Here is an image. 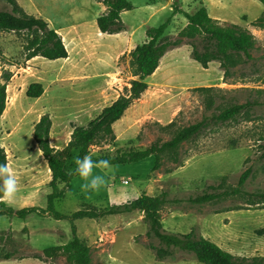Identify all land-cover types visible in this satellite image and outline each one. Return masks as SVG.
Masks as SVG:
<instances>
[{
    "label": "rangeland",
    "instance_id": "374dc122",
    "mask_svg": "<svg viewBox=\"0 0 264 264\" xmlns=\"http://www.w3.org/2000/svg\"><path fill=\"white\" fill-rule=\"evenodd\" d=\"M128 1L133 9L122 14L126 33L109 36L101 34L96 23L106 10L102 0H17L28 14L42 18L52 28L67 31L73 39L64 31L60 34L71 53L70 59L63 62L38 57V64H28L23 56L28 34L0 32V50L17 63L11 67L13 79L7 87L6 110L0 119V147L4 148L10 173L17 180L15 198L3 200L7 207L48 208L51 174L33 139L37 120L48 114L52 145L58 137L65 144L74 126H86L130 87L133 77L129 53L147 40L148 28L170 19L166 36L177 39L187 21L180 11L193 14L204 5L220 25H238L248 30L257 40L251 51L254 59L232 70V75L224 80L219 63L212 62L203 69L191 58L189 40L184 39L179 47L165 54L156 76L147 80L148 90L114 125L116 144L93 147L91 155L145 149L158 139L170 138L160 126L174 120L187 126L209 117L212 112L205 109L202 96L194 88L228 91L221 94L223 98L218 103L224 99L242 103L256 97L251 89H264V27L258 23L263 6L257 0ZM0 10H10V6L0 1ZM32 83L42 84L43 98L26 97ZM260 136L264 137V105L224 125L210 122L197 138L182 144L178 164L164 161L155 170V158L150 157L138 163L111 165L110 169L94 168V175L105 178L98 191L84 190L82 185L87 181L75 175L68 185L60 186L63 196L54 201L53 210L71 216L84 205L110 210L134 201L142 193H166L169 203L161 211L160 220L167 233H192L234 256L264 257V209L246 206L239 199L205 205L188 202L223 176L235 185L247 169L251 173L244 190L264 191V141L258 140ZM75 161L68 165L69 172L76 169ZM238 207L242 210L227 211ZM73 223L78 237L91 249L92 264H202L193 253L180 250L157 258L153 248H159L160 241L148 233L139 211ZM72 239L70 219L32 214L21 220L2 215L0 264H66L62 257L45 261L27 257ZM5 254L12 258L3 260Z\"/></svg>",
    "mask_w": 264,
    "mask_h": 264
},
{
    "label": "trees",
    "instance_id": "16d2710c",
    "mask_svg": "<svg viewBox=\"0 0 264 264\" xmlns=\"http://www.w3.org/2000/svg\"><path fill=\"white\" fill-rule=\"evenodd\" d=\"M10 6V10H0V32H26L28 38L23 48L25 61L35 57H42L50 61L68 58V51L62 37L50 27L42 18L28 14L17 0H0ZM165 1V0H164ZM263 6V16L258 23L264 27V0H257ZM105 12L96 20L100 33L117 35L125 31L122 13L131 11L133 5L128 0H102ZM185 17L186 24L177 34V39L171 40L166 36L170 19L165 23L146 30L147 40L137 45L130 53V73L133 79L130 87L100 114L92 119L86 126H74L70 140L63 149H56L50 144V131L52 121L48 114L40 117L33 128V139L47 163L51 174L48 184L52 193L48 196L47 210L36 207H25L14 210L7 207L0 200V216L7 215L25 220L29 215H49L56 219H70L72 221L73 239L64 245L49 248L41 254L35 253L31 257L38 261L64 258L66 264H92L91 249L87 243L78 237L74 221L81 219L98 220L108 215H118L139 211L143 214V220L149 228V234L160 241L159 248H153L157 258L162 259L171 256L175 250L193 253L198 262L202 264H264V257L251 258L234 256L222 250L209 239L196 238L192 233L170 234L163 230L160 214L166 204L169 203L166 193L150 196L146 193L139 195L134 201L110 210H101L92 205H84V208L71 216L54 212V201L63 196L60 186L68 185L76 173L69 172L68 165L72 160L90 156L94 161L106 159L111 165H126L144 161L150 157L155 158V170L162 167L164 161L178 164L180 162V148L182 144L190 142L206 129L210 122L224 125L233 122L237 117L248 115L254 107L264 105V89H251L256 97L247 98L240 103L235 100H222V93L228 91L215 87H197L193 91L199 93L207 111H211L209 117H203L200 121L187 126L178 125L176 120L160 126V129L170 135L168 140L158 139L145 149L117 150L115 153H99L91 155V148L116 144L117 138L114 125L119 122L128 109L148 90V79L157 71L165 54L172 48L179 47L184 39L189 40L191 46V58L203 69H208L212 62H218L223 70V79L232 75V70L240 65L251 62L254 58L251 51L256 46V37L248 30L238 26L220 25L219 21L210 17L207 8L201 5L193 14L180 11ZM17 63L7 57L0 50V118L3 116L7 105V87L13 78L11 67ZM264 84V79L262 80ZM44 89L40 83H32L28 86L25 95L30 99H39ZM259 141H264L260 136ZM76 153V155H74ZM0 163H7V155L3 147H0ZM250 170H245L237 183L232 185L227 176L219 179L214 186H208L203 193L188 199L192 205L215 204L228 199L243 200L249 207L264 209V191L246 192L244 186L250 176ZM242 208L228 209L238 211ZM11 254H5L3 260H10ZM22 259V258H21ZM24 259V258H23Z\"/></svg>",
    "mask_w": 264,
    "mask_h": 264
},
{
    "label": "clouds",
    "instance_id": "9594fccd",
    "mask_svg": "<svg viewBox=\"0 0 264 264\" xmlns=\"http://www.w3.org/2000/svg\"><path fill=\"white\" fill-rule=\"evenodd\" d=\"M76 173L87 183L82 185L84 190L98 191L104 184L105 178L102 175H94V168L110 169L109 160L102 159L94 161L90 156L85 155L83 158H77ZM17 192V180L10 173L7 163H0V200L12 201Z\"/></svg>",
    "mask_w": 264,
    "mask_h": 264
},
{
    "label": "crops",
    "instance_id": "0c3cea01",
    "mask_svg": "<svg viewBox=\"0 0 264 264\" xmlns=\"http://www.w3.org/2000/svg\"><path fill=\"white\" fill-rule=\"evenodd\" d=\"M105 8V7H104ZM125 13V12H124ZM123 14V13H122ZM121 17H122V15H121ZM49 25H50V27L51 26H53L52 24H50L49 23ZM125 25V24H124ZM52 28V27H51ZM56 31H57V33L60 35V34H63V33H61V32H66V34H67V37L68 38H70L69 37V34H68V32L67 31H65V30H63V31H61V29H59V28H55V27H53ZM99 31V30H98ZM126 31H127V27L125 26V31L124 32H122V33H126ZM122 33H120V34H117V35H121ZM102 34V33H101ZM103 35H106V34H103ZM61 36V35H60ZM110 36V35H109ZM112 36H114V35H112ZM62 37V36H61ZM70 39H73V38H70ZM67 51H68V49H67ZM70 57H71V53L68 51V58L67 59H60V60H63V62L64 61H66V60H68V59H70ZM37 58L38 57H35V58H33V59H31V60H29V61H25L26 63H28V64H38V62L40 61V59H38L37 60ZM42 58V57H41ZM57 61V60H56ZM161 63V62H160ZM160 67V66H159ZM159 69V68H158ZM158 69H157V71L152 75V77H154V76H156V74H157V72H158ZM13 79V78H12ZM41 84V83H40ZM42 85V84H41ZM43 89H44V87H43ZM44 91H45V89H44ZM44 93L45 92H43V95L40 97V98H43L44 97ZM39 98V99H40ZM38 100V99H37ZM1 119V118H0ZM37 122H38V120H37ZM36 122V123H37ZM35 123V124H36ZM81 126H83V125H81ZM34 128V127H33ZM51 129H52V127H51ZM32 131H33V129H32ZM71 133H72V131H71ZM70 133V134H71ZM62 139L60 138V137H58L57 138V141H56V143H55V145L53 146L52 145V132L50 131V144H51V146L52 147H54V148H56V149H63L66 145H67V143L69 142V140H70V137L68 138V140H67V142L64 144L62 141H61ZM64 144V145H60V144Z\"/></svg>",
    "mask_w": 264,
    "mask_h": 264
},
{
    "label": "built area",
    "instance_id": "2783aa9c",
    "mask_svg": "<svg viewBox=\"0 0 264 264\" xmlns=\"http://www.w3.org/2000/svg\"><path fill=\"white\" fill-rule=\"evenodd\" d=\"M124 183H125V184H128V182H127V181H124Z\"/></svg>",
    "mask_w": 264,
    "mask_h": 264
}]
</instances>
